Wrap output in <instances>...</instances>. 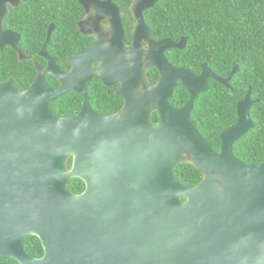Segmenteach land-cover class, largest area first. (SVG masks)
Segmentation results:
<instances>
[{"label":"water","instance_id":"obj_1","mask_svg":"<svg viewBox=\"0 0 264 264\" xmlns=\"http://www.w3.org/2000/svg\"><path fill=\"white\" fill-rule=\"evenodd\" d=\"M156 1H136L139 23L126 52L119 7L112 0H91L116 31L100 53L99 74L109 85L122 81L121 111L98 114L86 99L78 114L54 115L50 103L66 88H49L44 76L70 75L59 73L51 60L25 90L12 79L0 81V256L20 264H264V161L248 166L232 152L233 143L254 127L250 89L215 153L190 112L196 95L206 91L207 78L229 87L239 66L226 78L206 65L199 76L174 67L163 51L182 48L185 38L149 40L148 50H142L141 40L149 34L142 11ZM11 37L2 32L0 16V45ZM95 51L91 47L74 57L90 60ZM149 66L160 73L154 85L143 78ZM87 67L86 80L92 73ZM128 83H139L144 91L134 93ZM178 85L190 99L175 108L169 99ZM150 107L158 112L156 125L148 119ZM184 154L203 174L193 187L175 174ZM72 177L84 181L83 192L69 191ZM30 235L42 243L40 258L23 250Z\"/></svg>","mask_w":264,"mask_h":264},{"label":"trees","instance_id":"obj_2","mask_svg":"<svg viewBox=\"0 0 264 264\" xmlns=\"http://www.w3.org/2000/svg\"><path fill=\"white\" fill-rule=\"evenodd\" d=\"M115 1L125 14L134 2ZM145 17L155 37L168 36L175 41L182 36L187 38L184 49L170 50L169 57L176 64L183 62L199 70L200 63H206L220 77H227L235 65L239 66L229 82L230 88L216 80L209 81L207 91L196 98L191 117L204 136L218 148L219 133L236 122L237 102L250 88L251 98L258 100L250 108L255 127L236 141L234 153L248 165L264 161V0H158L146 10ZM28 34L39 43L45 38V32L33 35L32 31ZM70 47L57 46L55 50L68 54L78 49L72 45ZM151 71L147 72V76L153 83L157 79V72L154 69ZM34 77L33 65L18 63L11 49L0 50V81L11 78L19 90H25ZM188 98L186 88L178 85L173 90L170 102L175 106L181 105ZM100 100H106L101 105V113L104 114L114 113L121 106V98L110 92ZM68 109L63 104L56 114L66 116L70 114ZM71 161V158L67 160V168H70ZM175 173L186 187H192L202 179L201 172L187 161L179 163ZM67 187L74 193H80L84 183L79 178H72ZM27 245L31 247L29 252L33 255L42 253L36 237H31ZM0 264L18 263L0 257Z\"/></svg>","mask_w":264,"mask_h":264},{"label":"flooded vegetation","instance_id":"obj_3","mask_svg":"<svg viewBox=\"0 0 264 264\" xmlns=\"http://www.w3.org/2000/svg\"><path fill=\"white\" fill-rule=\"evenodd\" d=\"M101 1H104V0H101ZM112 1H113V3H115L119 7V13L118 14H119L120 21L122 23V28H123V47H124L125 51L128 52L130 47L133 45L134 34L136 32V28H137V25L139 23V20L137 18V14H136V10H135V7H136L135 4H136L137 0H134V2L132 4V8H130L126 14L120 8L119 4L115 0H112ZM88 3L89 4L86 5L80 0H0V16H1L2 32L7 31V32H10L12 34V37L10 38V42L5 41V43L0 45V50H2L4 48L11 49L15 52L16 60L18 63L25 64V65H33L34 66V72H35V77H34L33 81L35 80V78L38 74V69L40 68L42 70H46L50 60L52 61L53 68L56 69L59 73H61L63 75H70L66 79L63 77L60 78L59 76H56V75L50 74V73H46L44 76V81L49 88H51V89H57L59 87H65L66 88L65 93L59 95L55 100H53L50 103L51 112L58 117H68V116H73V115L78 114L83 109V107L85 106L86 99H87V104H88L89 108L93 112H96V113L101 114V115H111V114H114L116 112H119L122 110V108L125 104V100H124V98L120 92L121 87H122V81L121 80L114 81L112 84L109 85V84H106L102 80V77L99 74V68L102 65L100 53L104 52V51L106 52V49L110 47V45L114 39V35L116 33L114 25L112 24V21L109 19L110 17H108L107 15H104L102 13L100 16H98V11L93 7L91 0H89ZM77 5H79V6H77ZM61 7H63V8H61ZM147 9L148 8H146L142 11V18H143V21H144L146 27L148 28L149 34L147 36L148 39L142 38V40H141L142 50H144V51L148 50V48H149V42L148 41L149 40H152L154 42H159V41H162L164 39H170L174 42H180L181 38L186 39L183 47L182 48L173 47V48L179 49V50L184 49V47L186 46V43H187V38L185 36H182L179 38V40L175 41L168 36H165L162 38H157L152 34V32L148 26L147 19L145 17V13H146ZM74 12H76V13H74ZM74 16H76V19ZM32 31H33V35L34 34L37 35V33L42 34L43 32H45V38L42 41V43H39L37 40H35L33 36L29 37L28 32H32ZM46 41H47V44H46ZM45 44H46V48H45V54L46 55H43L42 49L44 48ZM70 45L75 46L78 49H75L74 51H72L71 53H68V54H65L64 51L56 52V50H55V48L57 46L71 48ZM91 47L96 48L97 52L95 51V53L93 54L94 57L90 58V60H86V59L81 58V57H79L80 58V60H79L76 57H74L75 55L82 53V52L90 49ZM173 48H166L163 51V55H164L165 59L168 61V63H170L174 67L188 69L194 75L199 76L202 73L203 65H206L208 70H210L211 72L214 73V71L212 69H210L206 63H200V65H199L200 69L199 70H197V68L194 65L191 67H188L183 62L181 64H176L169 57L170 50ZM85 64H86V66L88 65L87 68L90 69L92 72L90 77H89L90 79H88V80H86V77L83 78L84 69L86 70ZM153 69L157 72V79L152 83L148 79L147 72L151 71ZM214 74L216 75V73H214ZM143 78H144V81L148 85H154L160 78L159 70L154 66H149L145 69V71L143 73ZM221 78H226V77H221ZM9 79H11V78H9ZM211 79L212 78H207V80H206L207 89H208L209 81ZM230 80H229V82H230ZM131 84L132 83H128L127 85L133 87ZM181 86H183V85H181ZM183 87H185V86H183ZM230 87L231 86L229 84V87H226V88H230ZM143 89L141 87V84L139 85V83H137L133 87L134 93H137V94L142 93L144 91ZM207 89H206V91H207ZM186 90H187V88H186ZM206 91H203V92H206ZM108 92L113 93V94H115L121 98V106L114 113L104 114V113H101V111H102L101 105L106 100L101 101L100 99L102 98L103 95H108ZM187 92H188V90H187ZM200 93H202V92H200ZM200 93H198L196 95V98L198 97V95ZM188 94H189V92H188ZM171 97H170V99H171ZM244 97H243V99H244ZM196 98H195V100H196ZM170 99H169V102H170ZM189 99H190V94H189L188 100ZM243 99H241V100H243ZM250 99L253 101L252 105L258 101L257 99L251 98V93H250ZM188 100L184 104H181V105L175 106V105H172L171 102H170V104L172 107L179 108V107L184 106L188 102ZM195 100H194V103H195ZM241 100H239L237 102V105ZM194 103H193V106H194ZM63 104H66L68 106V108H69L68 110H69L70 114H68L66 116H59L56 113L60 110V108ZM263 105H264V103H263ZM251 106H250V108H251ZM250 108H249V115H250ZM192 109H193V107H192ZM192 109H191V112H192ZM191 112H190V119L196 124L200 135L203 137V139L206 142L210 143L211 149L215 153H219L221 151V143H222L221 134H222V132H224L225 130H227L231 126H233L236 122L234 124L228 126L227 128L223 129L219 133L218 138H219V142H220L219 144L220 145L218 148H216V147H214V143L210 139L206 138L204 136V134L201 132L197 123L192 119ZM236 113H237V107H236ZM155 115H156V117H155ZM250 118H251V115H250ZM148 119H149L151 124H153V125L158 124L159 116H158V112H157L155 107L148 108ZM251 120H252V118H251ZM252 122H253V120H252ZM253 124H254V122H253ZM254 127H255V124H254ZM253 128H251V129H253ZM251 129H249V130H251ZM236 141L232 145V152H233V155L237 159L240 160V158H238L234 153V144L236 143ZM185 155L186 154L183 155V159L179 163H182L185 161L192 163L189 160V158H187V156L185 157ZM70 158L72 160V157H70ZM240 161H242V160H240ZM71 164H72V161H71ZM244 164H246V163H244ZM246 165H248V164H246ZM248 166H252V165H248ZM70 168H71V166H70ZM201 174H202V172H201ZM202 176H203V174H202ZM72 178H76V177H72ZM72 178H70V179H72ZM83 183H84V181H83ZM85 187L86 186L84 183V189L81 192H83L85 190ZM70 192H72V191H70ZM72 193H74V192H72ZM74 194H79V193H74ZM33 236L39 240L41 247H42V253L40 255H37V256L33 255V253L29 252V250H31V247L29 245H27V247L25 246L27 241H29L30 238ZM22 247H23V250L25 251V253L27 255L34 257V258H40L44 254L42 243H41L40 239L35 235H30V236L25 237L22 241ZM0 257H4V256H0ZM6 258H8V257H6ZM9 259H13V258H9ZM13 260H15V259H13ZM16 262L18 264H20L18 261H16Z\"/></svg>","mask_w":264,"mask_h":264}]
</instances>
